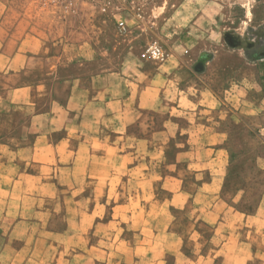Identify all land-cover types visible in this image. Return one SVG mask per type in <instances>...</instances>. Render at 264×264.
<instances>
[{
  "label": "rangeland",
  "instance_id": "obj_1",
  "mask_svg": "<svg viewBox=\"0 0 264 264\" xmlns=\"http://www.w3.org/2000/svg\"><path fill=\"white\" fill-rule=\"evenodd\" d=\"M119 21H123L124 29L118 26ZM32 25L69 28L68 41L76 42L77 46H67L62 51L67 70L75 69V73L87 77L91 71L121 72L113 78L115 86L128 85L133 89L146 86L142 97L145 107L127 116L132 119L125 130L129 138L115 144L107 142L112 146L109 150L112 154L107 158L82 157L76 163L118 169L107 180L110 189L96 192L91 190L88 179L78 175L81 177L78 185L86 188L72 193L99 201L96 211L100 217L96 220L100 223L94 227L96 233L100 236L105 230L114 233L110 238L98 239L89 229V220H85L81 223L83 237L79 245L100 249L109 246L107 241L119 247L139 243L151 247L159 242L161 246L181 244L185 248L197 212L189 203L184 208H175L170 199L179 190L181 198L187 200L186 189H193L191 159L200 156L209 145L206 139L195 135L206 129L203 124L213 125L222 117L229 133H236L234 125L243 124L249 127L247 133L254 139L264 136V0H102L94 4L79 2L73 10L54 8L44 0H0V145L9 148L30 146L34 136L28 131L27 111L16 108L9 96L12 89L27 79L11 75L10 54L17 49L18 37ZM75 36L80 40H73ZM150 45L159 48L163 57H141ZM57 50V46H52V51ZM91 53L98 58L96 64L85 62ZM54 64L47 62L44 68L55 69ZM134 95L137 97L136 91L131 99ZM153 104L158 108H153ZM239 105L246 110L242 111ZM103 117L101 121L105 124L100 130L103 134L113 132L115 127L111 123L117 118ZM119 129L121 125L117 126ZM62 134L54 131L50 135L55 140ZM75 145V141L70 143L71 150ZM122 150L133 151L134 155L119 159L116 155ZM9 159V152L0 151V164ZM18 162L28 171L39 164L34 159ZM75 162L70 156H55L49 159L48 166H72ZM12 176L0 178V189L1 185L8 186L3 181L12 182ZM55 176L53 170L48 174L53 185L50 190L53 197L46 205L49 217L44 215L42 222L33 225L34 232L61 231L67 225L61 204L66 193L53 191L58 188ZM101 176L100 181L104 182V174ZM31 192L32 196L36 193L27 191L29 195ZM85 208L83 201L84 211ZM11 209L15 211L16 206ZM32 214L26 210L23 217L33 222L36 217ZM109 219L114 221L108 223ZM5 224L0 244L9 241L8 228L14 222ZM171 230L182 235V242L165 237ZM119 233L122 239L118 238ZM50 251L55 253L52 248ZM249 264H264V258L259 256Z\"/></svg>",
  "mask_w": 264,
  "mask_h": 264
},
{
  "label": "crops",
  "instance_id": "obj_2",
  "mask_svg": "<svg viewBox=\"0 0 264 264\" xmlns=\"http://www.w3.org/2000/svg\"><path fill=\"white\" fill-rule=\"evenodd\" d=\"M69 34L66 25H32L18 37L15 42L17 49L10 54L11 75L27 79L12 89L9 96L16 108L27 111L28 131L34 136L30 146L16 149L0 145V151H7L10 155L8 161L0 164V178L13 175L12 182L3 181L8 186L2 188L1 185L0 189L5 193V198L4 193H0V206L3 205L0 208V234L7 228L5 221L14 222L8 228V235L4 232L9 241L0 244V264H249L259 256L264 258V136L258 135L254 139L247 133L249 127L245 128L243 124L234 125L236 133H229L225 121H221L222 117L213 125L203 124L206 129L201 135H195L206 139L209 145L202 149L200 156L191 159L194 184L193 189H186L188 199H182L179 190L170 199L175 208H184L189 203L197 212L192 218V231L186 237L187 247L183 248L181 244L161 246L159 242L151 247L140 243L119 247L110 241H107L109 246L100 249L94 245H79V239L83 237L81 223L85 220H89L88 227L93 235L99 236L98 239L110 238L114 233L106 230L101 236L96 233L94 227L100 223L96 220L100 217L96 211L99 201L89 197L83 199L80 194L72 193L86 188L78 185L81 178L78 175L88 179L91 190L96 192L110 189L108 181L118 169H100L76 163L82 157L107 158L112 154L109 151L112 146L107 142L115 144L129 138L125 130L132 119L127 116L145 107L142 97L146 86L138 85L139 89L128 85L115 86L113 78L120 76L121 72L91 71L87 77L75 73V69L67 70L63 64L65 52L62 51L67 46H77L76 42L68 41ZM78 39L75 36L73 40ZM52 46H57L58 50L52 51ZM94 57L89 54L85 62L96 64L98 58ZM47 62H55V69L44 68ZM67 81L69 84L66 86ZM134 91L137 97L134 95L131 99ZM153 108H158V105L153 104ZM239 108L246 110L240 105ZM105 115L117 118L111 123L116 131L114 128L111 133H102L100 127L104 122L101 119ZM120 125L118 131L117 126ZM54 131H62L63 136L53 140L50 134ZM73 141L76 145L71 150ZM132 155L133 151L122 150L116 157L122 159ZM55 156H70L76 162L72 166L51 168L49 159ZM33 159L39 163L33 171H28L18 162ZM51 170L57 174L58 188L53 191L66 193L62 197L61 211L67 225L61 231L34 232L33 225L37 226L44 220V215H49L46 205L53 197L50 192L53 185L48 177ZM102 174L104 182L100 181ZM29 189L36 193L29 195ZM83 201L86 203L85 211ZM11 205L16 206L15 211ZM26 210H31L32 216L36 217L33 222L23 217ZM107 221L111 223L114 219ZM181 236L174 230L165 234V237L182 242ZM118 238L122 239L121 234ZM52 240L57 243L53 244Z\"/></svg>",
  "mask_w": 264,
  "mask_h": 264
},
{
  "label": "built area",
  "instance_id": "obj_3",
  "mask_svg": "<svg viewBox=\"0 0 264 264\" xmlns=\"http://www.w3.org/2000/svg\"><path fill=\"white\" fill-rule=\"evenodd\" d=\"M102 0H44L45 3L48 5L57 8V9H62V10H73L75 5L77 3H97ZM118 26L121 29H124V23L123 21L118 22ZM141 57H146V58H152V59H158L163 57V53L159 48L155 47L154 45H150L146 51L141 53Z\"/></svg>",
  "mask_w": 264,
  "mask_h": 264
}]
</instances>
